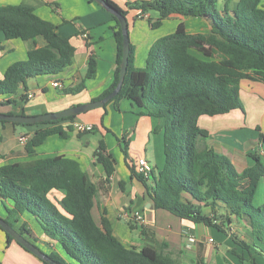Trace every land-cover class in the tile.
Returning a JSON list of instances; mask_svg holds the SVG:
<instances>
[{"label":"trees","instance_id":"1","mask_svg":"<svg viewBox=\"0 0 264 264\" xmlns=\"http://www.w3.org/2000/svg\"><path fill=\"white\" fill-rule=\"evenodd\" d=\"M106 1L127 19L130 11L136 12L135 20L145 19L147 15L153 30L175 17L202 18L210 25L208 33L193 34L181 21L175 32L152 44L144 68L136 66L135 46L131 43L122 89L103 109L128 100L139 115L157 122L154 133H163L165 164L153 174L152 183L129 160L127 144L122 149L132 178L144 186L156 209L230 235L236 246L230 251L241 261L244 258L237 248L263 255L264 203L256 206L255 199L264 178V164L254 155V165L238 171L226 155L206 144L209 132L200 127L199 120L202 116L243 110L241 82L248 79L264 83V0H237L235 4L233 0H223L222 7L219 5L222 0H134L126 2L124 7L114 0ZM153 14L156 17L150 16ZM111 18L117 44V69L111 86L93 101L111 94L120 80L123 36L118 19L114 15ZM0 33L7 40L43 38L46 42L45 46L29 51L27 59L7 68L0 79V97L6 98L0 106L15 104L17 100L28 101L27 93H21L22 86L27 90L28 80L57 76L74 64L77 47L73 37L58 34L57 26L39 16L32 7L0 6ZM96 72L97 58L92 52L84 80L63 93H81ZM79 116L38 124L0 123L36 127L25 145L29 156L35 157V150L50 136H64L59 125L67 122V128L73 130L72 123ZM95 131L94 127L82 135ZM94 157L104 167L105 182L109 183L116 170V160L107 153L104 142ZM54 190H63L64 196L52 199L50 193ZM97 198L98 186L89 181L81 163L74 158L35 157L0 166V201L7 212L6 217H1L59 264H181L167 251L170 247L167 242L141 248L126 246L116 236L106 211L97 221L94 214ZM219 207L224 208L223 214L218 215ZM205 208L213 215L205 214ZM25 215L34 220L40 234L48 240L46 247L38 244L39 237L23 220ZM234 220L248 227L252 245L234 233L231 226ZM128 225L131 231L137 229L133 219ZM0 229L4 231L1 226ZM144 233L142 228L141 234ZM6 235L9 244L16 242L34 255ZM252 263L257 264L254 258ZM199 264L208 262L201 258Z\"/></svg>","mask_w":264,"mask_h":264},{"label":"crops","instance_id":"2","mask_svg":"<svg viewBox=\"0 0 264 264\" xmlns=\"http://www.w3.org/2000/svg\"><path fill=\"white\" fill-rule=\"evenodd\" d=\"M63 1L0 0V6L24 4L34 8L39 16L53 23L59 20V16L63 14ZM69 1L71 8L75 9L73 16L79 15L76 7L82 6L83 3L88 4V0ZM114 1L124 7L125 3L131 0ZM236 2L237 0H234V3ZM223 3L222 0L220 6ZM49 9L51 14L48 13ZM135 15V11H130L128 15L130 39L135 46L136 66L144 68L152 44L160 36H163L151 34L170 21L166 20L160 28L153 30L147 19L135 20ZM171 20V23L174 24L168 29L169 34L175 32L181 21L185 22L179 17ZM54 24L57 26L58 34L64 37L72 36L75 31L71 26L63 27V25ZM73 24L77 31V37L73 38V43L77 47L74 64L57 76H40L28 80L27 90L25 91L22 86L21 93H27V95L33 93L34 96L28 97L26 102L17 100L15 104L0 106V113L37 116L60 112L93 102L111 86L117 69V44L113 37L114 22L111 15L104 10L95 8L89 12L86 19H82L81 23L73 21ZM83 34H87L88 38L85 39ZM88 43L91 44L90 47L87 46ZM45 44L43 38L28 41L7 40L4 34L0 33V79L3 78L11 64L27 59L29 51L43 47ZM92 52L97 58L96 76L87 81L86 88L81 93L64 94L63 90L76 87L84 80L88 70L89 56ZM14 55L16 57L13 58ZM249 73L255 76L253 71ZM54 82H59L61 86L54 87L52 85ZM4 100L6 98L0 97V102ZM241 100L243 110L238 109L229 114L215 117L202 116L199 120L200 127L209 132L206 144L226 155L240 172L254 165V155H258L264 164V83L243 80L241 82ZM124 101L129 104L125 106ZM111 106L113 112H109L107 107L106 110L95 109L78 117L76 121L91 124L96 128L93 133L82 135L75 129L69 130L67 122L59 125L64 130V136H50L43 145L35 150V157L64 155L78 160L86 171L89 181L98 186V198L94 209L97 221L101 220V214L106 211L116 236L126 246L133 245L141 248L146 244L157 245L167 242L170 246L167 251L181 264H199L201 258H206L208 264H236L230 258L232 255L230 250L236 247L230 235L214 227H206L188 220L179 222L176 218H180L155 208L144 186L132 178L122 149L127 144L129 160L135 162L140 158L147 159L156 174L165 164L163 133H154L157 122L151 117L139 115L137 108L130 101L122 100L118 105L113 103ZM107 117L109 120L106 119ZM36 130V127L0 123V166L27 162L35 158L29 156L25 145ZM101 142L105 143L107 153L116 160V170L110 177L109 183L105 182L107 175L104 167L97 164L94 157ZM150 183H152L151 180ZM64 193L63 190H54L50 193V197L61 199ZM263 203L264 178L259 183L255 205ZM204 211L209 216L213 215L209 208H205ZM218 213V215L223 214L224 208L219 207ZM6 215V209L0 201V216L6 217ZM138 217L143 220H138ZM130 219H133L137 227L133 231L128 225ZM23 220L30 224L39 237L38 244L42 248L46 247L48 240L40 234L34 220L26 215ZM220 223L222 224V221H219ZM175 225H180L181 228L178 229ZM231 226L240 239L250 245L253 244V238L244 223L234 220ZM142 228L145 231L144 235L141 234ZM216 231L221 236L220 243L214 236ZM222 245L226 246V250L222 248ZM237 250L243 256L244 262L248 264H253L252 258L257 263L259 256H264L257 251H252L250 254L240 248ZM0 264L44 263L16 242L9 244L6 233L0 229Z\"/></svg>","mask_w":264,"mask_h":264},{"label":"water","instance_id":"3","mask_svg":"<svg viewBox=\"0 0 264 264\" xmlns=\"http://www.w3.org/2000/svg\"><path fill=\"white\" fill-rule=\"evenodd\" d=\"M94 1L101 4L106 10H108L112 15H114L118 19L121 25L122 36H123V58L121 63L120 80L115 90L107 97L101 100L74 106L72 108L60 112L41 114L37 116L9 115V114L0 113V121H8V122L22 123V124H38L47 121H56L62 118L78 116L95 109L103 108L107 103H109L119 94L124 84L126 73L128 70V65H129V56L131 50L129 22L128 19L122 13H120L117 9H114L106 0H94ZM0 226L8 235L14 238L20 245L25 247L28 251L33 253L41 260L45 261L48 264H59L49 255H47L45 252L39 249L34 243L29 241L25 236L20 234L18 230H16L11 225H9L5 221V219L2 218L1 216H0Z\"/></svg>","mask_w":264,"mask_h":264},{"label":"rangeland","instance_id":"4","mask_svg":"<svg viewBox=\"0 0 264 264\" xmlns=\"http://www.w3.org/2000/svg\"><path fill=\"white\" fill-rule=\"evenodd\" d=\"M133 1V0H131ZM92 2V3H91ZM88 4H84L82 6H78L76 7L77 8V12L79 13L78 16H73L74 15V12L75 9L71 8V3L69 0H64L63 1V14H61L62 16H59V20H57L56 22H53V23H57V24H60V25H63L64 26H71L75 31L74 33L72 34V36H65V37H77V34H76V28L73 24V21H78L79 23L82 22V19H86L87 18V15L89 14L90 11H92L93 9L95 8H99L101 10H104L105 12H107L109 15H112L108 10H106L101 4H99L98 2L96 1H92V0H88L87 1ZM233 3H234V0H233ZM235 4V3H234ZM220 5V4H219ZM222 7V6H220ZM52 9V8H51ZM72 10V11H71ZM52 11L54 12V10L52 9ZM41 13V12H40ZM48 13L51 14V11L49 9ZM56 13V12H54ZM43 15V14H41ZM136 16V15H135ZM150 16H154L156 17L155 14L153 15H150ZM136 18H139L138 16ZM180 19H184L185 22L187 23V26H188V31L189 33H193V34H196V33H208L209 30H210V25L202 18H193V17H179ZM147 19V18H145ZM142 20V19H140ZM148 20V19H147ZM133 21V20H132ZM167 21H170L168 24H165L162 28H160L159 30H156L155 32H153L151 35H155L156 34H161L163 36L165 35H168L170 32H168V29L172 26V24L174 23H171L172 20H167ZM149 22V20H148ZM152 29V28H151ZM160 31V32H159ZM168 32V33H167ZM165 33V34H164ZM163 36H160L159 38L163 37ZM13 58L16 57L15 55L12 56ZM125 103V106H127V104H129L127 101H124ZM112 104H109L108 105V110L109 112H113V108L111 106ZM107 120L108 117L106 118ZM179 222L182 221V219H177ZM176 228L180 229V225H175ZM217 232V231H216ZM215 238L217 240L218 243L221 242V236L219 235V233H215ZM222 244V243H221ZM226 246L222 245V248L224 250H226L225 248ZM231 253V252H230ZM232 255H230V258L232 261H234L236 264H242V263H245L244 261H241L239 259L238 256H236L235 254L231 253ZM235 255V256H234ZM245 264H248V263H245ZM257 264H264V256L260 257L257 259Z\"/></svg>","mask_w":264,"mask_h":264},{"label":"built area","instance_id":"5","mask_svg":"<svg viewBox=\"0 0 264 264\" xmlns=\"http://www.w3.org/2000/svg\"><path fill=\"white\" fill-rule=\"evenodd\" d=\"M145 17L147 18L148 16L145 15ZM83 37L85 39H87L88 35L87 34H83ZM52 85L54 87H60L61 86L59 82H54V83H52ZM33 96H34L33 93H28V97L29 98H32ZM72 124H73L74 129L76 131L80 132V133L91 132V131L94 130V126L91 125V124H84V123H81V122H78V121H75ZM134 163L136 164L138 172L143 174L145 176V178L151 180V178L153 177V174H155V173H154V170L152 168V165L148 162V160L145 159V158H140V159L136 160ZM138 220L142 221L143 218L138 217Z\"/></svg>","mask_w":264,"mask_h":264}]
</instances>
